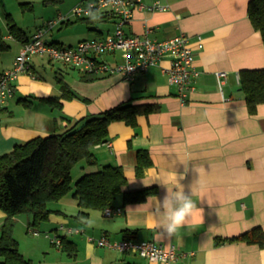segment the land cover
Returning a JSON list of instances; mask_svg holds the SVG:
<instances>
[{
	"label": "crops",
	"instance_id": "0c3cea01",
	"mask_svg": "<svg viewBox=\"0 0 264 264\" xmlns=\"http://www.w3.org/2000/svg\"><path fill=\"white\" fill-rule=\"evenodd\" d=\"M248 1L140 0L145 6L159 2L166 8L153 11L134 8L126 33L141 35L149 28V36L155 40L180 33L188 36L199 75L185 104L161 71L167 65L165 60L131 82L117 75L84 81L77 70L42 55L33 56L29 71L17 75L12 97L0 108V155L127 101L154 107L147 114L137 115L134 127L124 122L111 123L107 142L93 151L98 167L111 165L122 169L126 177L123 192L134 194L155 189V194L133 203H124V196L118 195L111 207L121 208L122 213L112 217H104L102 211H90L87 218H76L79 208L72 197L48 205L53 211L48 221L55 224L51 229L55 233L53 238L69 240L57 231L70 234H75L72 229L82 231L75 234L84 237L80 246L85 248V257L81 264H161L134 252L120 253L95 244L102 236L112 242L121 240L124 231L132 234L133 241H152L165 248L175 246L177 258L171 264H264V248L228 241L255 227L264 231V104L249 114L239 88L241 71L264 68V46L260 33L248 19ZM67 13L58 11L55 16H66L60 27L72 24L71 19L82 22L81 19L87 18ZM106 22L114 23V19ZM92 32L96 35L93 38L105 37L100 31ZM198 37L203 46L200 50ZM48 39L49 35L46 41L50 42ZM8 40L14 41L6 36ZM13 43L14 48L9 49H13L10 62L0 61L1 72L12 68L21 51L22 44ZM105 59L114 60L111 56ZM218 72L225 73L221 87L216 79ZM58 75L76 94L61 101V111L52 110L41 101L61 95L55 78ZM22 99L31 102L30 107L21 106L18 101ZM139 151L146 153L149 165L137 174ZM78 167L79 175L96 170L82 164ZM173 171L184 175L181 183L186 192L190 193L193 186L196 192L193 199L202 209L203 222L197 218L194 225L162 239L156 229L149 227L146 216L154 195L162 197L165 193L162 186L152 183L153 178L159 176L167 183ZM67 217L73 219L68 222L72 228L62 223L57 228ZM4 218L0 211V226ZM50 245L60 249L51 241Z\"/></svg>",
	"mask_w": 264,
	"mask_h": 264
},
{
	"label": "trees",
	"instance_id": "16d2710c",
	"mask_svg": "<svg viewBox=\"0 0 264 264\" xmlns=\"http://www.w3.org/2000/svg\"><path fill=\"white\" fill-rule=\"evenodd\" d=\"M62 1L42 0V4L56 5ZM19 7L23 13L33 10L31 2L20 3ZM91 13L98 19L93 20L90 15L81 19L87 26L112 19L111 16L98 13L96 10H92ZM247 16L254 30L260 33L264 46V0H249ZM5 27L6 33L0 28V55L10 49L6 36L21 44L29 41L26 32L17 26L10 14L5 15ZM1 73L0 71V76ZM55 78L61 95L41 98V101L50 109L61 111V101L72 99L76 94L62 76L58 75ZM82 79L93 81L97 76L82 74ZM239 88L244 96L248 113L254 114L257 106L264 104V68L241 71ZM18 102L25 108L31 105L26 99ZM153 109L152 105L127 101L99 114L81 118L64 131L34 138L16 145L7 155H0V211L5 214L0 226V264H34L22 255L19 243L13 236V218L18 214L29 216L31 222L27 228L36 232L35 229L48 221L53 212L48 205L64 199L68 194H71L79 208L76 218H87L90 211H103L111 207L118 195L124 196V203H133L156 193L155 189L134 192V194L123 192L126 177L122 169L111 165L98 167L93 151L95 147L107 142L108 127L111 123L124 122L134 127L137 115L147 114ZM1 110L5 111V109ZM136 154L135 168L136 173L139 174L149 165V161H146L144 151ZM78 164L96 170L72 181V169ZM131 235L129 231H124L122 239H131L133 238ZM58 239L59 244L54 246L59 247L66 257L75 258L76 245L65 237ZM228 241H240L264 248V231L260 227H255Z\"/></svg>",
	"mask_w": 264,
	"mask_h": 264
},
{
	"label": "built area",
	"instance_id": "2783aa9c",
	"mask_svg": "<svg viewBox=\"0 0 264 264\" xmlns=\"http://www.w3.org/2000/svg\"><path fill=\"white\" fill-rule=\"evenodd\" d=\"M137 0H85L82 5H76L71 15L76 17H88L92 10L102 12L114 19L115 29L113 34L103 38H91L77 42L74 45L64 47L46 41L45 34L55 26L66 21V16L59 15L55 19L48 20L43 27L36 30L32 38L22 44L19 55L15 58L13 66L5 70L0 76V107H3L14 92L13 82L17 75L29 71V62L36 55L47 57L51 62L67 65L81 74L93 76L117 75L121 80L131 82L139 74H144L152 68H157L162 60L167 65L161 67L169 85L176 89V96L185 104L189 94L194 91V81L199 73L195 69V55L188 40V36L180 33L176 36L155 40L149 36L150 29L146 28L141 35L128 34L125 27L132 19L134 8L153 10H165V6L154 2L145 6ZM201 38H197V49H202ZM111 56L114 60L107 61ZM218 85L221 87L225 80V73H216ZM121 208L107 207L102 211L104 217H112L122 213ZM63 229V226H60ZM71 232L81 234L79 229ZM37 234L36 232H32ZM48 237V236H47ZM91 240V239H90ZM54 245L59 244L58 237L50 239ZM98 247L118 251L120 253L134 252L139 257L148 261L171 264L176 258L175 246H165L152 241H133L122 239L110 241L106 236L95 240Z\"/></svg>",
	"mask_w": 264,
	"mask_h": 264
},
{
	"label": "rangeland",
	"instance_id": "374dc122",
	"mask_svg": "<svg viewBox=\"0 0 264 264\" xmlns=\"http://www.w3.org/2000/svg\"><path fill=\"white\" fill-rule=\"evenodd\" d=\"M84 1L85 0H63L56 5L44 6L42 0H0V28L6 33L5 15L10 14L17 26L26 32L27 37L31 38L38 26H42L45 21L56 18L55 16L58 11L63 15H66L67 12L70 14L73 7L76 5H82ZM26 2L32 3L33 10L31 12L23 13L19 4ZM71 22L72 24L64 27H60V25L55 26L51 31L47 32L45 36L49 35L48 40L50 42L59 43L64 47H67L76 44L82 39L96 37L90 29L98 32L100 31L105 36L113 34L115 29V25L112 22H98L93 26H87L80 21H75V19H71ZM13 42L14 41L12 40H8V44L12 48H14L15 45ZM12 50L13 49L1 55L0 61L2 64L10 62ZM80 165L81 164L75 166L71 172L75 181L78 177L82 176L78 174V166ZM66 197H71V194H68ZM13 220V236L19 243V250L25 258L30 259L34 264H81V260L85 257V248L80 246L81 244H84V237L81 235L57 231L60 235H65L69 240L74 241L77 244L76 257L68 258L60 249L50 245V240L47 236L52 239L55 235V233L51 231L55 224H52L51 221H46L41 224L35 229L37 234H33L31 229H29V232L27 228L28 224L31 222L29 216L21 213L16 215ZM69 221H73V219L68 217L62 219V221L57 224V228L61 223L67 228H72L71 225H68Z\"/></svg>",
	"mask_w": 264,
	"mask_h": 264
},
{
	"label": "clouds",
	"instance_id": "9594fccd",
	"mask_svg": "<svg viewBox=\"0 0 264 264\" xmlns=\"http://www.w3.org/2000/svg\"><path fill=\"white\" fill-rule=\"evenodd\" d=\"M93 20L98 17L89 13ZM259 35V33L257 34ZM187 167H185V172ZM183 174L171 173V178L165 183L159 176L153 178L152 183L156 182L165 189L162 197L155 196L151 200L146 219L150 228L156 229L160 237L171 238L180 229L194 225L199 218L203 222L202 209L197 207V201L193 199L196 192L191 187L190 193L185 191L181 181ZM171 185L169 187L168 185Z\"/></svg>",
	"mask_w": 264,
	"mask_h": 264
}]
</instances>
